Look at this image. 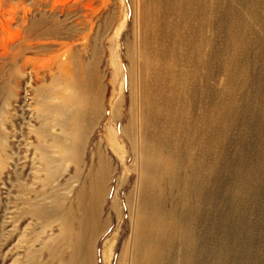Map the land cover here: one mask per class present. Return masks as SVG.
Wrapping results in <instances>:
<instances>
[{"label":"rangeland","instance_id":"1","mask_svg":"<svg viewBox=\"0 0 264 264\" xmlns=\"http://www.w3.org/2000/svg\"><path fill=\"white\" fill-rule=\"evenodd\" d=\"M139 1L0 0V77L11 66L19 80L14 100L6 103L0 116V264H67L68 248L54 256L59 254L60 262L45 259L59 235V226L55 212L48 220L42 214L62 204L61 212L70 210L73 216L69 222L72 235L79 230L76 194L96 148H105L109 130L116 136L121 129L111 119V106L119 102L121 116L128 111L130 61L125 48L132 46V53ZM207 1L210 6L204 17L208 23L200 31L206 39L204 65L198 71L194 64L188 68L197 80L189 103L192 140L187 132L179 138L185 146L189 140L192 159H197L196 132L202 127L210 129L208 135L217 144L211 154L220 171V191L216 204L208 208L210 220L197 226L195 232L202 239L200 251L208 250L206 261L213 258L212 248L217 257L229 251L226 264H264V20L255 0ZM193 30L192 25L190 35ZM234 30L244 37L231 44L227 37ZM85 63L95 66V88L90 95L101 90L102 113L87 130L83 120L78 123L76 109L69 107L78 96L73 83L84 80ZM63 64L67 69L64 86L58 81ZM48 83L43 107L38 106L35 90ZM52 88L55 95L49 100ZM56 121L74 128L73 133L77 126L83 128L77 182L72 180L76 167L66 157L71 147L69 132ZM118 141L115 151L108 152L113 175L100 208L108 225L94 238L92 264H121L133 231L125 198L132 192L137 175L130 171L133 157L127 142L121 137ZM122 160L127 167L123 171ZM121 179L125 184L120 185ZM233 206L241 221L237 250L230 239L226 246L222 244L232 229L227 217ZM235 252L236 262L231 260Z\"/></svg>","mask_w":264,"mask_h":264},{"label":"bare ground","instance_id":"2","mask_svg":"<svg viewBox=\"0 0 264 264\" xmlns=\"http://www.w3.org/2000/svg\"><path fill=\"white\" fill-rule=\"evenodd\" d=\"M211 1L213 3V0ZM254 3L258 5V14L263 21L264 0H255ZM208 5L207 0H140L136 5L133 54L130 51L132 46L127 45L125 48L130 61V69L127 72L128 111L121 116L120 103L116 102L111 106V119L120 124L121 129L116 136L111 135L109 130L104 140L105 148L102 149L101 145L96 148L93 163L76 194L75 209L79 214V230L76 234L73 232L72 235V224L69 223L70 219H73L71 211L61 212L64 208L61 202L55 208L45 211L43 209L42 215L47 220L55 212V220L59 226V235L53 246L47 249L46 260H58L59 254L54 258L56 253L68 248L70 252L68 251L67 264H92V243L97 234L108 225L107 219L101 217L100 211L108 181L113 173L108 152L115 151L120 143L118 137H121L127 142L133 157L130 171L137 175L132 192L129 191L125 198L133 231L126 246L127 250L122 255L121 264H226L224 261L229 256V251L227 255L223 253L224 256L219 252L217 254L222 257H217L212 248L213 258L206 261L207 249L200 251L202 239L200 240L201 236L197 237L195 232L197 226H205L208 213L211 212L208 208L216 204L220 191V171L219 168L216 169L217 162L211 154L217 144L213 142L211 135H208L210 129L202 127L199 133L196 132L199 137L196 148L198 156L197 159H192V152L188 149L189 140L185 146L179 138L180 133L187 132L188 139L192 140L189 103L192 102L193 95L191 87L197 80L188 68L194 64L198 71L204 65L203 46L206 39L200 31L204 23H208V19L204 17ZM192 25L194 30L190 35L188 30ZM243 37L241 32L239 34L234 30L227 38L232 44L234 40H242ZM237 52L235 49L234 56ZM235 64L234 62L233 66ZM85 65L84 80L73 83L78 96L69 102V107L76 109L78 123L83 120L87 130L92 128L102 113L101 90L90 95L95 88L92 75L95 66L92 68ZM66 70L63 64L58 78L59 84L63 86L66 83ZM202 79L200 77L201 81ZM56 124L69 132L71 147L68 146L70 152L66 157L76 167L72 180L77 182L81 175L78 164L82 155L80 151L83 128L75 126L73 133L74 128L65 126L63 121H56ZM120 167L122 171L127 168L123 160ZM124 181L125 179H121L120 185L125 184ZM63 197L61 195L59 198ZM111 208L114 212L117 210L115 203ZM237 215L233 206L227 217L232 229L222 241L225 245L229 239L232 240L234 250H237L236 236L241 227ZM49 224L47 222L46 227ZM223 248L226 250L224 246ZM235 254L236 252L231 260L236 262Z\"/></svg>","mask_w":264,"mask_h":264},{"label":"crops","instance_id":"3","mask_svg":"<svg viewBox=\"0 0 264 264\" xmlns=\"http://www.w3.org/2000/svg\"><path fill=\"white\" fill-rule=\"evenodd\" d=\"M10 69L12 68L11 66H9ZM7 67V74L6 75H1L0 77V116L3 115V110L5 109L6 103H8L9 101L11 102L12 100H14L15 96H16V88H17V84H19V80L16 81L13 71L14 69L10 70ZM49 85H42V86H38L35 90V99L37 100V105L38 106H42L43 107V103H44V90L45 87H47ZM55 92H54V88H52L50 94H49V100L54 97ZM52 112H54V110H52ZM42 118V116H41ZM2 135V131L0 130V136ZM2 175V168H0V176Z\"/></svg>","mask_w":264,"mask_h":264}]
</instances>
